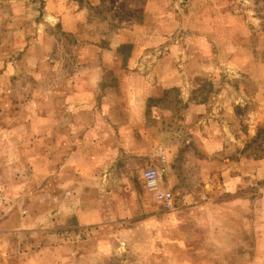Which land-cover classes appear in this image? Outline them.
Listing matches in <instances>:
<instances>
[{
	"label": "rangeland",
	"instance_id": "1",
	"mask_svg": "<svg viewBox=\"0 0 264 264\" xmlns=\"http://www.w3.org/2000/svg\"><path fill=\"white\" fill-rule=\"evenodd\" d=\"M182 2L195 28L152 48L170 85L146 115L170 154L175 209L135 172L126 191L81 193L90 218L79 220L69 189L48 196L38 157L40 103L75 68L73 39L47 25L44 0H0V264H264V0ZM40 24L58 44L52 63L33 66Z\"/></svg>",
	"mask_w": 264,
	"mask_h": 264
},
{
	"label": "crops",
	"instance_id": "2",
	"mask_svg": "<svg viewBox=\"0 0 264 264\" xmlns=\"http://www.w3.org/2000/svg\"><path fill=\"white\" fill-rule=\"evenodd\" d=\"M44 1L47 25L73 39L75 67L57 77L63 81L46 96L42 94L40 103V113L46 112L38 121V157L46 172L43 186L50 191L48 196H57V202L60 192L69 189L72 212L79 220H89V214L78 210L81 193L116 185L126 191L132 173L140 172L146 190L144 171L164 168L159 189L171 191L170 154L159 146L153 129L150 133L146 127L148 103L169 87L170 68H164L159 63L164 58L152 55L151 50L156 47L155 52L161 54L158 47L170 45V29L195 28L182 20L190 13L189 5L182 0ZM40 25L43 31L35 42L41 54L33 66L37 61L52 63L58 44L47 34V25ZM23 58L30 61L25 54ZM8 70L7 83L11 84L14 75ZM5 140L20 141L14 135Z\"/></svg>",
	"mask_w": 264,
	"mask_h": 264
},
{
	"label": "built area",
	"instance_id": "3",
	"mask_svg": "<svg viewBox=\"0 0 264 264\" xmlns=\"http://www.w3.org/2000/svg\"><path fill=\"white\" fill-rule=\"evenodd\" d=\"M164 162V158L162 160ZM165 169L149 168L143 173L144 185L154 199L159 202L165 209H175V199L171 191H160L159 181L161 173H164Z\"/></svg>",
	"mask_w": 264,
	"mask_h": 264
}]
</instances>
